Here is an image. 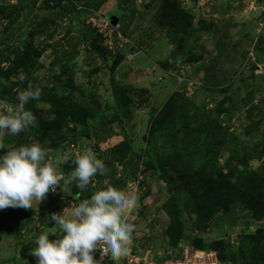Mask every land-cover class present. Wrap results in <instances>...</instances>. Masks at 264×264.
<instances>
[{
    "label": "trees",
    "instance_id": "trees-1",
    "mask_svg": "<svg viewBox=\"0 0 264 264\" xmlns=\"http://www.w3.org/2000/svg\"><path fill=\"white\" fill-rule=\"evenodd\" d=\"M31 1L36 4L38 0ZM255 1L264 2V0ZM1 2L2 0H0V19H7V26H5L7 28L12 26L18 17L23 16L22 10L24 9L23 7L16 8L15 5L6 6ZM77 2H82V0H65L64 5H61L60 0H54L52 4L46 3L49 12L31 24L32 31L25 33V40L22 41L25 44L24 50H18L9 45L13 40L12 36L0 37V80L7 81V86L0 84V100L15 103L18 90L26 89L31 83L34 87L41 88L42 96L39 102L48 105L47 110L51 114L50 119H43L40 109L37 108V101H31L26 107L33 111L37 117V125L22 132L21 136L11 142L6 141L5 143H15L14 146H19L33 143L35 139L41 143L48 141L46 145L49 149L48 154L58 157L57 153L62 148V143L75 144L78 135L89 129L86 119L97 117L98 109L95 105L92 106L84 101L85 98L71 97L73 91L69 87L73 86V78L65 77L72 68L70 62L78 55L79 46L82 44L88 45L89 50L100 56L103 62L107 61L109 50L97 47L99 37L93 29L84 28L80 31V36L76 35L72 28L69 29L66 37L68 48L61 50L59 55L55 53L51 69L53 73H45L42 77L43 80L48 81L47 84L42 85L40 82L42 78L37 81L35 77L42 67L41 64H38V59L35 56L36 49L33 44L35 35H51L50 29L59 18L80 17L82 14L94 12V9L87 8L85 5L76 6ZM192 3L194 6L198 5V0H192ZM147 6L150 11L142 12L141 16L151 15L155 25L159 26L166 37L172 38V41L176 38L179 39L176 47L172 50L170 56L172 60L167 58L158 61L159 67L169 73L171 86L164 94V100L159 103L158 113L150 123L146 145L133 151L131 139L127 134H124L122 142L111 147L106 153L107 158L103 160L109 169L107 174L103 176L98 174L94 178L112 176L111 180L102 188L114 186L125 191L126 182L135 179L138 174H142L140 185L142 187L146 185L147 174L156 173L155 177L168 186V198L162 204L168 224L163 228L161 234L163 240L161 254H158L153 243L150 244L149 233L138 230L136 226L133 233L131 247L136 249L137 242L141 240L144 241L142 248L152 245V256L156 262L171 257H180L182 248H178V243L186 240L185 242H188L195 250L215 252L222 263L264 264V231L261 230L260 234L256 236L243 233L238 237V241L230 243L226 239V236L229 235L228 231L221 239H216L213 242L209 239L204 240L203 235L211 225L209 216L211 213L201 214L199 209L197 211L194 207V202H199V208L203 209H207L209 204L227 203L229 207L222 208L221 214L229 217L227 215L230 214V205L241 202L251 210L253 218L257 220L264 218V167L260 165L254 168L250 164L253 160L264 164V141L260 142V145L251 147L246 140H237L229 131L230 125L225 121L230 118L234 110L240 109L238 103L242 99L236 101L232 97L233 85L222 87L223 81L216 76V72H213L215 63L207 66L203 64L202 53L196 55L192 53L190 39L193 38L194 41L200 39V35L196 33L201 29V27L197 30L194 28L195 11L184 6L183 0H151ZM116 16L120 22V15ZM212 26L213 28L209 29V32L212 31L217 36V45L223 39L229 38L230 35L226 33L227 31L218 28V24ZM123 33L126 35V32ZM250 42L255 49L256 59L264 62V36L258 37L255 41L250 40ZM40 44L41 42H38L37 45ZM244 52L246 53V51ZM236 57L231 58L230 62L236 60ZM250 66L251 68H248ZM256 67V60L254 62L247 60L243 67L242 64H239L237 69H234L236 71L234 82L241 80V74L246 68L251 71V75H254ZM202 68H204V73L201 80L200 71ZM114 73L112 71L111 76L113 93L118 104L117 111L119 107L124 108L132 101L131 97L126 96V92L133 88L118 86ZM185 73V80L180 81V75H185ZM21 77L24 79L22 80ZM189 82H193V85L197 87L202 86L200 89L206 94H220L222 99L216 101L215 107L212 109L206 108L205 101L196 106L193 98L190 95H185V87ZM197 82L199 83L197 84ZM58 87H61V91L58 90ZM134 94L140 96L136 92ZM81 95L84 97L85 88L81 91ZM250 95H247L246 101L251 99ZM146 101V98L141 99L140 104L143 105ZM243 104L248 106L245 117L251 121L253 111L249 108H256V106L250 102ZM119 113L124 115V111L120 109ZM224 115L227 118L223 119ZM70 122L78 125L80 130L76 133L71 130L61 132V128L67 127ZM183 131H187V133ZM247 133L249 132L247 131ZM95 134L98 141H105L114 135V132L110 130L109 122L103 121L95 130ZM29 136H31V140H28ZM160 139L164 142L159 146L157 142ZM165 145L171 148L168 155L171 160H175L174 164L167 160L163 165H160L158 155L163 148L167 147ZM159 148L160 151H158ZM223 152H226L227 156L224 157V167L221 168L217 163V158ZM118 166H121L122 174L115 177ZM59 167L65 174V164ZM72 167L73 165L70 167V171L73 170ZM175 167L186 172L187 178L184 181L186 187L176 183L178 180L173 179L172 181V178L169 177L171 176L170 171ZM173 186L183 188H175L173 191ZM259 191L262 194L258 193ZM50 195L52 196V194ZM70 196L75 201L90 197L88 194L87 196L82 195L77 188L72 190ZM32 213V209L11 207L4 209L0 214V231L3 229L9 234L12 233L21 238V228L26 223V220L22 221L21 217L25 216L28 219ZM193 213L198 215L197 219H194ZM188 222L190 227L197 229V234L193 233V228L187 226ZM114 262L110 259L106 263L113 264ZM0 264H4V262H0Z\"/></svg>",
    "mask_w": 264,
    "mask_h": 264
},
{
    "label": "rangeland",
    "instance_id": "rangeland-1",
    "mask_svg": "<svg viewBox=\"0 0 264 264\" xmlns=\"http://www.w3.org/2000/svg\"><path fill=\"white\" fill-rule=\"evenodd\" d=\"M48 1L38 0L35 4L31 0H2L1 3L6 6L15 5L16 8L23 7L24 10H22L23 16L18 17L15 23L7 28H5L7 19H0V37L12 36L13 40L9 45L18 50H24L25 44L22 41L25 40V33L32 31L31 24L47 15L49 10L46 5L51 4L54 0H50L49 3ZM150 1L82 0V2H77V5H85L87 8L94 9V13L82 14L80 17L67 16L59 18L50 29L51 35H35L33 41L36 49L35 56L38 59V64L42 66L35 75L37 81L41 80L45 73H53L51 69L55 53L59 55L61 50L68 48L69 44L66 37L67 31L71 28L78 36L84 28L93 29L99 37L97 47L109 50L107 61L103 62L100 56L89 50L88 45H80L78 55L70 62L72 68L69 74L65 76L66 78L69 76L73 78V86L69 87L73 91L71 97L85 98L84 101L92 104V106L95 105L98 109L95 119H86L89 129L87 132L78 135L75 144L62 143V148L57 156L63 155L68 158V163L64 167L65 175L70 173L71 159L85 148H91L99 158L104 160L107 158V151L117 143L122 142L124 134H127L131 139L133 151H137L146 145L150 123L157 115L159 103L164 100V94L168 92L167 90L171 86L169 73L159 67L158 61L167 58H170L171 61L172 50L179 42L178 38L172 41V38L166 37L159 26L155 25L151 15L141 16L142 12L150 11L147 6ZM183 4L195 11L193 21L195 30L201 27L196 33L200 35V39L197 41H194L193 38L190 39L192 53L194 55L202 53L201 55L204 57L203 64L207 66L215 63L216 66H214L213 72H216V76L223 81V86L222 84L221 86L224 88L229 84L233 85L232 97L236 101L242 99L238 103L240 109L234 110L230 118L225 121L226 124L230 125L229 131L237 140H246L251 147L260 145L259 143L264 141V62L256 59L255 49L250 42V40L255 41L258 37L262 38L264 36V26L261 28L259 25L262 18L260 3L255 0H198V5L194 6L192 0H183ZM112 15H120L121 17V21L115 26L114 31L108 25ZM213 24H218V28L227 31L226 33L230 35V39L225 38L217 45V36L212 31L209 32V29L213 28ZM123 32H126V35ZM19 37L21 38L19 39ZM38 42H41L39 46L37 45ZM131 48L132 50H130ZM220 48H222L221 52ZM244 53L245 55H243ZM247 53L250 59L247 58ZM234 56H237L236 60L230 62ZM247 60L249 62L256 60L257 67L254 69V75H251V71L246 68L241 74V80L234 82L237 66L242 64L243 67ZM248 68H251V66ZM112 71L115 72L114 78L118 86L133 88L126 92V96L131 97L132 101L124 108L119 107L120 110L124 111V115L119 113V109L116 111L118 104L113 93ZM203 73L204 68L200 71L201 80ZM185 76L186 73L180 75V81L185 80ZM40 82L45 85L48 81L42 78ZM191 84L193 82L186 85L185 95H190L196 106L205 101L206 108L212 109L215 107L216 101L222 99L220 94H206L200 89L202 86L197 87ZM83 88H85L84 97L81 95ZM58 90L61 91V87H58ZM131 91L140 94V96ZM248 94H251V99L246 101L245 98ZM145 98L147 101L143 105L140 104V100ZM246 102L256 106V108H249L253 111L251 121L245 117L248 106L243 103ZM38 103L40 106H37V108L40 109L42 118L50 119L51 114L47 110L48 105L40 102H37L36 105ZM222 118L225 119L227 116L224 115ZM103 121L109 122L110 130L114 132V135L105 141H98L95 130ZM69 130L76 133L80 129L73 122H70L67 127L61 128V132ZM183 132L187 133V131ZM21 135L22 132L18 136ZM16 137L5 134L4 142H11ZM28 140H31V136L28 137ZM34 142L40 143L48 153L49 149L46 147L48 141L41 143L38 139H35ZM163 142L160 139L157 144L160 146L163 145ZM7 145L14 147L15 143ZM170 149V146H167L159 153L160 165H163L167 160L170 163H175V160H171L168 155ZM6 151V148L0 149V154ZM158 151H160V148ZM225 156H227V153L223 152L217 158V163L221 168L224 167ZM56 158L48 154L49 162ZM250 164L254 168L260 165L264 167L263 162L257 160L251 161ZM121 171V166H118L115 177L122 174ZM170 172L171 176L169 177L172 178V181L173 179L178 180L176 183L186 187L184 185L187 178L186 172L178 170L176 167ZM141 176V173L138 174L135 179L127 181L125 185L126 192L138 194L140 197L138 207L132 212L133 216L128 221L134 222L138 230L150 234V244H154L160 255L163 248L162 230L168 224V219L162 209V204L168 198V186L162 180L157 179L155 177L156 173H154L153 175L147 174L146 185L140 187ZM111 177L93 178L92 183L82 192V195L87 196L88 194L90 196L92 192L105 186L111 180ZM183 187L173 186L172 190L174 191L175 188L182 189ZM74 188H76L74 184L65 186V191L72 193ZM258 193L262 194L261 191ZM69 202H75V200L70 194L63 193L61 188L58 187L56 192L48 194V198L44 203L34 205L33 213L28 219L25 216L21 217L22 221L26 220L21 228V238L2 229L0 231V262H4V264H37L35 257L29 251V249L35 247L34 234L38 235L42 231H48L54 227L46 214L62 213ZM198 204L199 202H194V207L197 211L199 209L201 214L204 212L211 213L209 215L211 225L203 235L204 240L209 239L213 242L216 239H221L224 233L228 231L229 235L226 236V239L230 243L238 241V237L243 233L256 236L260 234L261 230L264 231V218L259 220L253 218L251 210L241 202L230 205V214L227 215L229 217L221 214L222 208L229 207L227 203L209 204L207 209L199 208ZM3 210H0V214ZM193 217L197 219L198 215L193 213ZM187 226L190 227L189 222ZM196 232L197 229L193 228V233ZM54 238V236H50V239ZM185 241L179 242L178 248L190 246ZM137 244L141 247L144 245V241H138ZM127 263L134 264L128 262L126 257L119 261V264ZM113 264H117V262Z\"/></svg>",
    "mask_w": 264,
    "mask_h": 264
},
{
    "label": "clouds",
    "instance_id": "clouds-1",
    "mask_svg": "<svg viewBox=\"0 0 264 264\" xmlns=\"http://www.w3.org/2000/svg\"><path fill=\"white\" fill-rule=\"evenodd\" d=\"M260 13L259 23L264 18V13ZM108 25L115 30L116 25L110 20ZM0 84L7 86V81L0 80ZM41 96V88L29 83L26 89L18 90L15 103L0 100V149H7L0 154V210L34 209V205L44 203L48 194L56 192L58 187L63 193L71 194L65 191V186L74 184L82 193L94 177L109 171L91 148H85L71 159L74 168L65 175L59 167L68 163L63 155L49 162L47 150L40 143L9 147L4 142L5 134L16 137L37 125V117L26 106L31 101L39 102ZM138 204V194L114 186L100 188L89 198L69 202L62 213L46 214L54 227L34 234L35 247L29 251L37 264H96L97 252L119 264L122 258L128 260L131 251L134 223L128 219ZM110 259L98 264H107Z\"/></svg>",
    "mask_w": 264,
    "mask_h": 264
},
{
    "label": "built area",
    "instance_id": "built-area-1",
    "mask_svg": "<svg viewBox=\"0 0 264 264\" xmlns=\"http://www.w3.org/2000/svg\"><path fill=\"white\" fill-rule=\"evenodd\" d=\"M64 4H65V0H62L61 5H64ZM260 5H261L260 9L264 13V3H260ZM259 25L261 28L264 26V18L259 23ZM129 217H132V215L130 214ZM151 250H152V245H148L146 248H142L138 246L136 249H133L131 247L130 254L127 256L128 261L135 262L138 264H223L217 258V255L215 252L195 250L191 248L190 246L182 248L180 257L178 258L171 257L161 262L155 261V259L152 256ZM94 259L97 261L96 264H98V263L105 262L106 260L110 259V257L103 253L97 252V254L94 256Z\"/></svg>",
    "mask_w": 264,
    "mask_h": 264
},
{
    "label": "water",
    "instance_id": "water-1",
    "mask_svg": "<svg viewBox=\"0 0 264 264\" xmlns=\"http://www.w3.org/2000/svg\"><path fill=\"white\" fill-rule=\"evenodd\" d=\"M118 17L117 16H115V15H112L111 17H110V21H111V24L114 26V25H117V23H118Z\"/></svg>",
    "mask_w": 264,
    "mask_h": 264
},
{
    "label": "crops",
    "instance_id": "crops-1",
    "mask_svg": "<svg viewBox=\"0 0 264 264\" xmlns=\"http://www.w3.org/2000/svg\"><path fill=\"white\" fill-rule=\"evenodd\" d=\"M135 264H138V263H135Z\"/></svg>",
    "mask_w": 264,
    "mask_h": 264
},
{
    "label": "bare ground",
    "instance_id": "bare-ground-1",
    "mask_svg": "<svg viewBox=\"0 0 264 264\" xmlns=\"http://www.w3.org/2000/svg\"><path fill=\"white\" fill-rule=\"evenodd\" d=\"M221 262V261H220Z\"/></svg>",
    "mask_w": 264,
    "mask_h": 264
}]
</instances>
